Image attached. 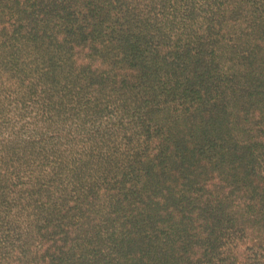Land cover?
<instances>
[{"label":"trees","instance_id":"16d2710c","mask_svg":"<svg viewBox=\"0 0 264 264\" xmlns=\"http://www.w3.org/2000/svg\"><path fill=\"white\" fill-rule=\"evenodd\" d=\"M0 264H264V0H0Z\"/></svg>","mask_w":264,"mask_h":264}]
</instances>
